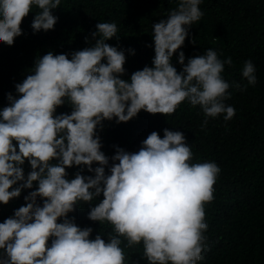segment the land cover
<instances>
[{"label":"clouds","instance_id":"9594fccd","mask_svg":"<svg viewBox=\"0 0 264 264\" xmlns=\"http://www.w3.org/2000/svg\"><path fill=\"white\" fill-rule=\"evenodd\" d=\"M200 3L179 0L166 19L153 24V66L134 72L130 80L121 79L124 51L107 43L119 39L116 23L100 22L92 33L93 46L72 53L71 59L51 51L38 57L31 74L15 86L18 98L8 94L9 106L0 111V204L38 187L24 197L26 206L0 223V264H125L124 247L137 245L148 264H197L202 259L205 204L214 199L219 167L191 163L183 133L168 129L163 138L152 132L135 153L117 147L109 167L96 134L105 120L127 123L141 110L168 116L186 100L201 107L203 126L208 117L224 114L230 120L235 115L224 103L230 85L222 73L225 64H232L230 57L222 61L208 49L185 63L180 51L182 71L172 64L191 25L203 15ZM60 4L0 0V43L14 44L34 7L39 11L33 31L53 30L57 18L52 11ZM255 72L246 61L242 76L249 85L257 82ZM66 101L71 113L55 115ZM26 160L31 171L25 177ZM73 166H84L93 175L77 172L69 180L66 169ZM101 194L102 201L94 204ZM81 204L90 206V221L111 226L107 242L101 233L90 239L92 228L81 229L68 218Z\"/></svg>","mask_w":264,"mask_h":264},{"label":"trees","instance_id":"16d2710c","mask_svg":"<svg viewBox=\"0 0 264 264\" xmlns=\"http://www.w3.org/2000/svg\"><path fill=\"white\" fill-rule=\"evenodd\" d=\"M178 3L179 0H61L59 8L52 11L57 23L47 32L33 31L31 25L39 11L34 7L23 19L22 35L14 39V44L0 43V111L9 106V93L18 98L15 86L31 74L38 57L51 51L71 59L72 53L94 45L92 33L100 22L117 25L119 39L107 43L124 51L125 73L121 79L130 80L134 72L152 67L155 55L152 26L166 19ZM199 9L203 15L191 25L189 36L174 54L172 64L178 73L182 71L178 63L180 51L185 55V63L208 49L214 50L222 61L230 57L232 64H225L222 73L230 85V98L224 103L235 109V115L230 120H225L224 114L208 117L207 125L203 126L205 115L201 107L186 100L168 116L141 110L127 123H117L115 118L105 120L96 134L110 167L117 147L135 153L154 131L160 138L165 129L182 132L193 153L191 163L214 162L220 169L214 199L205 204L208 228L204 232L202 259L197 264H264V0H201ZM193 39L195 44L191 42ZM249 60L256 69L255 85H249L242 76L243 65ZM71 111L66 101L55 115ZM97 166L93 164V168ZM23 171L25 177L31 171L27 160ZM66 172L69 180L77 172L93 175L84 166H73ZM105 173L109 174L108 168ZM37 187L34 184L33 189L23 190L20 197L7 205L0 204V223L26 206L24 197ZM102 199L101 194L93 203ZM37 203L42 206L43 201L38 198ZM89 210L88 204H81L68 218L81 229L92 228L90 239L101 233L107 242L111 226L90 221ZM48 243L50 246L51 240ZM124 252L125 264H148L142 245L124 247Z\"/></svg>","mask_w":264,"mask_h":264}]
</instances>
